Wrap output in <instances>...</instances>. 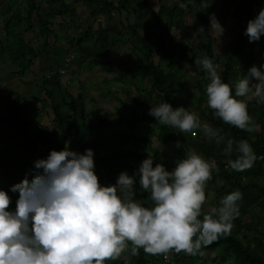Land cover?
Returning <instances> with one entry per match:
<instances>
[{"label": "trees", "instance_id": "obj_1", "mask_svg": "<svg viewBox=\"0 0 264 264\" xmlns=\"http://www.w3.org/2000/svg\"><path fill=\"white\" fill-rule=\"evenodd\" d=\"M188 1L180 0L187 5L183 8L177 1L157 0L154 11L147 0H42L43 5H62L49 9L37 0H9L8 8L0 12V22L2 34L11 37L14 44L5 48L0 43V60L7 52L19 80L23 84L36 82L40 94L34 97L41 103L39 108L32 110V101H27L16 90L0 96V190L6 191L11 198L10 211L16 207L19 198L18 192L11 191L12 186L26 177L31 181L36 161L46 159L52 150L62 151L67 146L68 150L85 154L87 149H92L94 171L102 186L115 185L119 175L127 172L135 177L134 199L150 206L149 193L137 187L140 179L137 173L142 161L150 155L154 159L153 167L159 163L171 171L176 160L183 159L188 149H194L205 160H215L219 169L218 172L213 171L212 179L205 187V191L213 196L212 209L218 208L226 195L234 191L242 194L238 201L239 215L233 221L231 235L202 248L203 253L217 248L222 251L207 264H264V159L260 158L264 157V104L238 97L248 104V112L259 126L257 131L249 133L225 124L207 105L206 86L210 83L207 72L194 63L197 58L205 56L211 59L221 69L219 76L222 81L232 86L233 96L235 83L246 76L251 67L257 66L264 71V36L259 41L250 42L244 34L248 22L254 20V13L261 11L264 0H230L222 8V12L231 14L236 26L235 39L226 45L223 56L214 52V38L209 31V6L202 7V3L209 4V0H190L195 4L191 8L194 15L191 25L203 27L204 39H175L174 29L184 30L186 34L189 31L185 26L186 12L191 6ZM15 3L19 5L14 7ZM78 4H83L93 19L96 15H104L96 29L78 30V26L71 25ZM113 10H132L136 21L120 29L112 23L105 24L106 18L112 20ZM150 13L157 30L155 33L144 30L141 23L142 18ZM65 14L71 16L70 22L64 19ZM55 16L60 19L57 24L53 21ZM62 25L69 29V34L73 31L72 34L61 39L60 44L51 42L54 29ZM67 43L75 52L71 59L66 57L70 50ZM121 44L130 47L133 58H124L120 65L115 66L107 55ZM36 58L40 61L39 74L31 69ZM97 65L126 88L124 98L115 96L117 117L98 114L89 118L84 84L81 83L77 87L80 91L77 89L75 92L71 86L61 82L62 70L75 66L71 72L77 74L83 66L90 70ZM96 87L101 88L99 85ZM193 90L199 95H195ZM101 91L103 97L111 95L107 89L101 88ZM184 93L190 97L189 100L182 98ZM165 102L173 109L190 104L192 109L185 108L190 112L194 110L202 124L223 129L226 139L234 141L233 152L227 154L224 151L226 144L217 146L209 142L199 130L193 136L158 124L149 111ZM43 112L47 119L44 122L39 120ZM138 128L143 135H137ZM131 139L136 140L137 145L127 148L125 145ZM240 140H247L257 156L253 166L243 172L228 165V160L238 155L235 142ZM205 194L207 196L208 193ZM207 213L202 212L201 219ZM130 248L131 245L119 259L107 264H172L174 261L185 264L192 256L175 252L174 258L165 261L162 255L147 254L142 248L138 255H132Z\"/></svg>", "mask_w": 264, "mask_h": 264}, {"label": "clouds", "instance_id": "obj_2", "mask_svg": "<svg viewBox=\"0 0 264 264\" xmlns=\"http://www.w3.org/2000/svg\"><path fill=\"white\" fill-rule=\"evenodd\" d=\"M208 6L202 3V7ZM210 25V32L223 34L215 14L210 16ZM203 31L201 27L197 34ZM244 34L250 42L260 40L264 10L248 22ZM194 63L208 74L207 105L215 116L240 130L257 131L248 104L238 97L264 104V71L251 67L235 83L233 96L232 86L222 81L219 66L211 59L205 56ZM149 115L180 133L196 136L199 130L209 142L226 144L227 154L233 152L234 141L226 139L223 129L202 124L197 114L183 106L173 109L171 104L161 103L151 107ZM235 151L237 157L228 160L230 168L238 172L250 169L257 156L249 142H235ZM93 157L92 149L85 154L67 146L62 151L52 150L46 159L36 161L31 181L26 177L12 186L11 191L19 193L14 211L9 210L8 193L0 190V264H107L129 251V245L132 255L142 248L147 254L165 258L172 251L202 256V248L231 235L242 199L239 191L226 195L218 208L201 219L205 187L213 171H219L215 160L209 162L188 149L169 171L163 164L153 167L149 155L137 173L141 189L149 193L151 204L145 206L134 199L135 177L127 172L119 175L115 185L102 186Z\"/></svg>", "mask_w": 264, "mask_h": 264}, {"label": "rangeland", "instance_id": "obj_3", "mask_svg": "<svg viewBox=\"0 0 264 264\" xmlns=\"http://www.w3.org/2000/svg\"><path fill=\"white\" fill-rule=\"evenodd\" d=\"M40 4H42V6L46 9H49L50 7H62V5L59 4H47V5H43L42 0H37ZM69 1V0H68ZM114 2H117L118 0H111ZM150 8H152L154 11H156L157 9V0H147ZM172 1H177L179 3V5L181 7H185L186 8V3H182L180 2V0H172ZM230 0H209V16H211L212 14H215L217 20L219 21V23L222 25L224 32L222 35H219V33H212V36L214 37V42H213V48H214V52L218 55L223 56L225 53V47L226 45H228L229 43H231L232 41H234L235 39V35H234V31L236 30V26L234 23V19L231 16V14H225L224 12H222V8L228 4ZM188 3L191 4L190 10H187L186 12V16H185V26L188 28V33L186 34V32L184 30H175L174 29V33H172L175 37V39H193V38H197L198 40H203V33L201 35L197 34V30L201 28L200 25H196L193 26L191 25L194 15H192L193 9H191L195 4L193 2H191L190 0L188 1ZM19 4L15 3L14 7H17ZM9 6V0H0V12L7 9ZM76 9V15L74 17H72V21L71 16L69 14H65L64 15V19L67 22L71 21V25H75L78 26L79 29L78 30H84L88 27H90L91 29H96L97 28V24L101 21L100 19L104 16L96 15V18L93 19L92 15L90 14L89 10L85 8V6L83 4H78L77 6H75ZM261 10H264V2L262 5ZM258 16L257 13H254V19ZM59 16H55L53 17V21L55 24L59 23L60 19ZM58 20V21H57ZM34 23H35V19H33ZM104 21V20H103ZM136 21V16L135 14L132 12V10H130L129 12H119L118 10H113L112 13V20L110 19H105V24L107 23H112L114 24L117 28H122L123 26H125L128 23H134ZM141 23L144 25V30L146 29V31H153L154 33L157 31L155 26L153 25V17L150 14H148V16H145L142 18ZM211 25H210V18H209V29H210ZM77 30V31H78ZM73 32V31H72ZM72 32H70V34H72ZM55 35L50 37V41L51 42H56L57 44L61 43V39H67L69 37V29L65 26H57L54 29L53 32ZM194 34H196L194 36ZM264 36V35H263ZM0 43L3 47L5 48H10L13 46V39L9 36H5L4 34H2V22H0ZM154 48H157V46L154 44V42H152ZM67 48H70L69 52L66 54L67 58H72L73 55L75 54L72 45L67 43L66 45ZM258 49V46L257 48ZM32 52V51H31ZM108 58L111 59L114 63L115 66L120 65V63L122 62V60L124 58H133L132 54H131V49L127 44H121L119 47L117 48H112L109 53H108ZM154 60H156V57L154 56ZM31 69L33 72L38 73L40 71V61L38 60V58L34 59L33 61V65L31 66ZM76 69L75 66H72V68H68L67 70H62L60 72V79L61 82L63 84L69 85L71 86L72 91H77V87L80 86L81 83L84 84L85 89L83 90V94L85 96V102H86V113L87 116L89 118H93L98 114H103L105 116H109L110 114H113L115 117L118 116L117 111L114 109L115 106L118 105V101L115 98V96H120L121 98L125 97V87H122L120 84H118L117 82H115L112 77L111 74L103 71L101 66H94L92 69L88 70V68L86 66H83L82 68L78 69V73L77 74H73L71 72V70ZM220 68H217V73L219 75L220 72ZM15 71V67L11 66V61L7 55V52H5V56L3 58H1L0 60V96L4 93V92H8L10 90H16L21 92L25 97L27 101H32L33 103V107L32 110H35V108H39L41 106V103L39 101H37V99L34 97L38 94H40L39 89L36 86V82H29L28 84H23L19 78L17 77V75L14 74ZM192 77V76H191ZM257 82V81H254ZM103 88V89H107L111 92V95H109L108 97H103V93L101 91V88H97L96 86H98ZM78 91H80V89H78ZM82 91V90H81ZM132 93L131 94H135V91L131 88ZM39 96V95H38ZM182 98H186V99H190V97L187 95V93H184V95L182 96ZM187 100V101H188ZM1 101V99H0ZM126 104L128 106H131V103H128L127 100H125ZM1 103V102H0ZM184 104V103H183ZM188 109H192V106L190 104H188L187 106H185ZM193 113L194 110H192ZM45 112H43L42 114H40L39 120L41 121H47L45 115ZM137 135H143V132L140 130V128H138L136 130ZM154 140V137L152 136L151 138ZM137 145V141L134 139H131L125 146L127 148H133ZM138 188H141L140 184H138L137 186ZM207 194L206 196V201L205 204L203 206L202 212H208L210 213L212 211V194L209 193L208 190L205 191ZM220 206V203H219ZM16 208V207H15ZM15 208L13 209V211L15 210ZM246 220V218H244ZM222 253L221 248H217L215 250L212 251H207L204 252V254L198 255V256H189L187 258V261L185 262V264H207V262H209V260L217 255H220ZM176 255V253H175ZM174 255V257H175ZM173 257V258H174ZM180 261H177L175 263V261L172 264H179Z\"/></svg>", "mask_w": 264, "mask_h": 264}, {"label": "built area", "instance_id": "obj_4", "mask_svg": "<svg viewBox=\"0 0 264 264\" xmlns=\"http://www.w3.org/2000/svg\"><path fill=\"white\" fill-rule=\"evenodd\" d=\"M174 255H175V251H172V252H169V253L167 254V258H165L164 255H162V258H163L165 261H170V260L174 257Z\"/></svg>", "mask_w": 264, "mask_h": 264}]
</instances>
